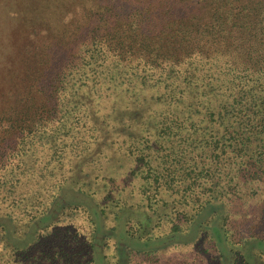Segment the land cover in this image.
Here are the masks:
<instances>
[{
  "label": "trees",
  "instance_id": "16d2710c",
  "mask_svg": "<svg viewBox=\"0 0 264 264\" xmlns=\"http://www.w3.org/2000/svg\"><path fill=\"white\" fill-rule=\"evenodd\" d=\"M8 1L22 8L19 0ZM68 1L39 4L41 22L53 9V29L27 21L26 9L17 24L9 25L6 14L1 18L0 212L15 208L27 225L39 222V229L18 247L0 228L7 244H0V264H97V242L109 264L103 251L109 237L116 241L114 264H130L129 250L146 255L175 234L183 233L178 242L195 238L213 204L224 213L211 235L222 264H232L233 246L242 250L249 239H264L251 229L241 244L230 243L224 225L230 216L238 220L246 200L256 204L252 212L264 222V0ZM22 21L19 64L13 67L10 29ZM127 101L140 107L131 109ZM143 110V122L152 119L155 131L114 140L134 163L129 172L105 177L98 169L93 177L103 187L102 199L117 206V225L126 217L125 234L117 239V225L97 223L103 210L80 179L90 177L89 163L103 167L107 156L99 150L117 128L116 119L123 123ZM73 158H80L73 167L83 160L87 165L77 177L68 169ZM42 183L52 187L45 202L38 193L47 189ZM68 190L91 200L61 205ZM132 196L146 211L122 205ZM155 206L169 207V229L155 237L135 235L148 226L147 210ZM231 207L238 208L235 216ZM75 210L87 233L76 232L78 225L61 231ZM8 213L0 216L14 221ZM200 213L203 220L185 238ZM180 214L184 228L174 221ZM252 254L251 260L242 254V262L261 264Z\"/></svg>",
  "mask_w": 264,
  "mask_h": 264
},
{
  "label": "rangeland",
  "instance_id": "374dc122",
  "mask_svg": "<svg viewBox=\"0 0 264 264\" xmlns=\"http://www.w3.org/2000/svg\"><path fill=\"white\" fill-rule=\"evenodd\" d=\"M20 4L22 2V8L19 4L12 5L9 3L8 0H0V49L4 45V36L2 35V31L4 29V26H2V15L6 14L11 18V21L8 20V24L13 25L17 24V22L20 20V10L26 9V13L24 15H27V21H40V13L38 6L40 3L51 4L53 6V0H34L36 7L27 8L28 4L33 2V0H19ZM65 2L67 0H64ZM71 0L68 1V5H70ZM8 13H7V12ZM53 9H47L45 12V19L40 23L43 24L42 28H48L53 29V14L51 13ZM16 18V21H15ZM34 24H37L34 23ZM16 28H19L18 32L16 31ZM16 28L10 29V41H9V47H10V55H11V61L13 64V67H18L19 64V55H20V46L22 42V34L19 35V32H22V28H24V24L22 21V27L18 26ZM49 33V31H48ZM47 33V34H48ZM50 33L51 30H50ZM52 34L49 35L48 39L52 40ZM6 46V45H4ZM5 51H7V48L3 47ZM5 55V52L3 51L0 53V57ZM22 60V59H21ZM128 104V107H132L131 109H138L135 106L140 107L137 103L133 102H126ZM142 104V103H141ZM143 107H145L143 105ZM139 111V110H138ZM147 113L145 114V110L136 112V114H131V117L121 123V118L116 119L117 121V128L112 132H110V135L105 137L103 144L101 145V148L99 150L100 154H104L103 156H107V158L103 161L101 168L96 166L97 164L89 163L88 165V174L90 177L88 179H80L81 183H84L86 187L89 190H94L95 195L94 199L99 204L100 208L103 210V214H97L96 219L97 223L101 225L103 224V227H106L107 229H111L114 226L117 225V206L115 204H112L111 202L104 201L102 197H104L105 192L103 190V187H100L99 184H96V180L93 178L96 171H102L103 176H116L120 177L122 174H125L126 172H129V169L134 165L133 161L130 159H127L123 157L121 152L117 150V145L121 146L122 143H116L114 141L115 139H120L122 136H126L130 133H136V135L143 132L145 129L146 131L153 130L155 131V125L153 124L154 121L150 118L144 119L146 123L143 122V118L147 117ZM124 136V137H125ZM113 141V142H112ZM112 142V143H111ZM31 153V152H30ZM28 153V157H31V154ZM100 158V156H99ZM80 158L76 159L73 158L69 164L72 165L70 168H73V175L77 177L76 173L82 172V168L84 166H87L85 164V160L82 161L81 164H77V167H73L76 161H79ZM27 164H29V159L25 161ZM100 163V160L99 162ZM99 169V170H98ZM79 177V176H78ZM42 187H48V184L42 183ZM50 188V187H49ZM49 188L40 189L38 192L43 193L42 200L45 202L46 197L49 198L48 193H50ZM52 189V187L50 188ZM124 198V196H122ZM91 199L89 197H86L83 194L76 193L73 190H68L66 193H64L60 199L59 203L61 205L69 206L70 204L74 203H84L88 204V202ZM125 204L122 203V205L129 206L133 209V207H138L143 210H145L144 204L138 200V197L128 198L123 200ZM250 200H246L244 202H241L238 208L231 207L230 209L235 208L234 210V216L236 215L238 220H233V216H230L229 219H225L226 221L225 228L227 229V232L229 233V242L234 243L236 245L241 244L243 240L250 235V233H255L257 236H263L264 233L261 232L264 228V222L262 218L257 220V217L255 213L252 211L256 210V204L249 203ZM237 202V201H236ZM154 207L153 210H147L149 211L148 214L150 216L149 224L146 228H143L141 230L137 229V234L140 235L142 238L146 236H152L155 237L157 235L164 234L170 227V218H166V213L169 212V207L160 208ZM70 208H67L66 210H69ZM210 212H212L210 215H208L207 219L200 224V227L196 230L195 238L192 240H187L186 242H178L176 239L181 238L179 235L181 234H175L170 237H162L165 238V243L160 249H156L154 252H150L148 254H141V253H135L133 250H129L131 256L130 264H222V259L220 256V252L215 244V240L212 237L211 233H213V227L215 225H218V223L221 225L222 221L219 220L221 216V212L224 213V208L220 205L213 204L211 207H208ZM15 211L10 212V210L3 209V212L0 213H8L15 215L16 218L14 221L10 219L6 215L0 216V228L3 229V233L8 239L9 243L13 246L22 247L26 244H29L31 240L34 238V236L37 233V230L39 229V222H30L28 225L26 224V221L21 218V214L14 208ZM146 211V210H145ZM156 211L154 215H151L150 212ZM246 211V212H244ZM65 213V212H64ZM205 213H200L198 215L194 222L192 227L189 229V233H185V238L192 237L194 234V226L198 224V222L202 221L203 216ZM241 215V216H240ZM211 217V218H210ZM124 216L120 217L119 223L117 227L115 228V236L117 239L123 237V234H125V222ZM210 219V220H209ZM135 220V219H133ZM177 220V224H180L183 228L187 226V222L184 220L183 214H180V216L177 219H174V221ZM83 218L79 210H75L74 216L71 215V218L67 219L65 222L67 226H63L61 228V231L65 232L66 228L74 229L75 225L81 226L80 229L76 232L78 233H87V227H85V223L82 222ZM136 221V220H135ZM221 222V223H220ZM158 223V224H157ZM64 222H61L60 225L62 226ZM27 225V226H26ZM132 225L136 228L135 223H132ZM89 226V225H88ZM26 227V228H25ZM60 228V227H59ZM100 228V227H99ZM25 229V231H24ZM251 229H254V231H251ZM47 230V229H46ZM45 230L44 234L47 232ZM24 231V234H22ZM133 231V229H132ZM211 231V232H210ZM2 231H0V244H6L5 238L3 236ZM80 238V237H79ZM191 239V238H190ZM235 240V241H233ZM172 241V242H167ZM175 241V242H174ZM133 241L131 240V243ZM115 238L109 237L106 239V245L104 247V253L106 254V259L109 264H114L116 261V254H115ZM177 243V244H176ZM148 243H146L147 245ZM151 244H154V241L151 242ZM7 245V244H6ZM145 246V243H143ZM226 245V244H225ZM77 249L79 248L78 245L75 246ZM97 248H95V257L97 260V264H105L102 254V248L100 247L99 243L97 242ZM242 248V247H241ZM233 257H232V264H244L242 262L243 256L248 258L249 260L252 259L254 253L258 260H260L264 264V239L262 238H251L247 241V243L244 244L242 250L240 249V246H233ZM226 251L228 252V246L226 245ZM230 259V258H229ZM228 259V261L231 263V261ZM121 264L123 262L121 261Z\"/></svg>",
  "mask_w": 264,
  "mask_h": 264
}]
</instances>
